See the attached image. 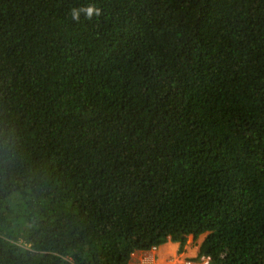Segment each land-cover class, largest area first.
<instances>
[{
	"label": "trees",
	"instance_id": "obj_1",
	"mask_svg": "<svg viewBox=\"0 0 264 264\" xmlns=\"http://www.w3.org/2000/svg\"><path fill=\"white\" fill-rule=\"evenodd\" d=\"M201 235L264 264V0H0V264Z\"/></svg>",
	"mask_w": 264,
	"mask_h": 264
},
{
	"label": "crops",
	"instance_id": "obj_2",
	"mask_svg": "<svg viewBox=\"0 0 264 264\" xmlns=\"http://www.w3.org/2000/svg\"><path fill=\"white\" fill-rule=\"evenodd\" d=\"M178 250H179L178 243H167L161 246L157 251H152V252L138 251L132 255L129 264H148L151 258L153 257V255L155 256L156 259V262L154 264L156 263L163 264V262H165L164 264H172V263L174 264V261H165L163 257L166 255V251L167 253L170 252L171 256H174L176 252L178 253ZM183 256H187V253L184 252L183 254H181L182 258H184Z\"/></svg>",
	"mask_w": 264,
	"mask_h": 264
},
{
	"label": "rangeland",
	"instance_id": "obj_3",
	"mask_svg": "<svg viewBox=\"0 0 264 264\" xmlns=\"http://www.w3.org/2000/svg\"><path fill=\"white\" fill-rule=\"evenodd\" d=\"M206 237V235H202L199 236L197 238L193 237V236H189L187 244L185 246V252L187 253V256H183L184 259H195L198 255L199 249H200V245L203 242L204 238ZM189 253V254H188ZM171 253L166 251V255L163 257V259L165 261H168V259L170 258ZM183 259L181 257L180 254L177 255V258L174 261V264H178V261ZM156 262L155 256L153 255V257L151 258L150 262L148 264H154ZM165 262H163L164 264ZM158 264V263H156ZM173 264V263H172Z\"/></svg>",
	"mask_w": 264,
	"mask_h": 264
},
{
	"label": "clouds",
	"instance_id": "obj_4",
	"mask_svg": "<svg viewBox=\"0 0 264 264\" xmlns=\"http://www.w3.org/2000/svg\"><path fill=\"white\" fill-rule=\"evenodd\" d=\"M83 11H85L86 12V17L87 18H91L92 16H93V14H96V15H99V10L98 9H96L94 6H89V7H87V9L86 10H83ZM79 17H80V11H73V19H79ZM202 236V235H201ZM206 238V237H205ZM204 238V239H205ZM204 241V240H203ZM168 243H174V242H172V241H170V242H168ZM167 244V243H166ZM202 244V243H201ZM159 248H154V249H151V250H149V251H157ZM200 250V249H199ZM179 254V252L177 253L176 252V254L174 255V256H170V258L168 259V261H175V259L177 258V255ZM183 254V253H182ZM181 255V254H180ZM198 256H199V252H198V255H197V259H198ZM204 256V255H203ZM205 257L207 258V259H209V261L211 262V264H212V258H211V256H206L205 255ZM201 258V257H200Z\"/></svg>",
	"mask_w": 264,
	"mask_h": 264
},
{
	"label": "built area",
	"instance_id": "obj_5",
	"mask_svg": "<svg viewBox=\"0 0 264 264\" xmlns=\"http://www.w3.org/2000/svg\"><path fill=\"white\" fill-rule=\"evenodd\" d=\"M178 264H211V262L204 255L199 260L197 259V257L195 259L190 260L183 258L178 261Z\"/></svg>",
	"mask_w": 264,
	"mask_h": 264
}]
</instances>
